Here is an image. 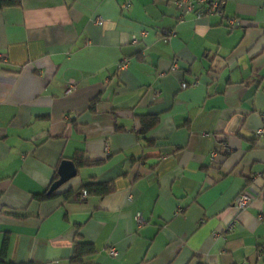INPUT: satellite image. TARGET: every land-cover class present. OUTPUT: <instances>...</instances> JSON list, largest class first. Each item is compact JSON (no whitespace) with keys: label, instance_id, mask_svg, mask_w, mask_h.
Returning <instances> with one entry per match:
<instances>
[{"label":"crops","instance_id":"0c3cea01","mask_svg":"<svg viewBox=\"0 0 264 264\" xmlns=\"http://www.w3.org/2000/svg\"><path fill=\"white\" fill-rule=\"evenodd\" d=\"M174 1L0 10L7 263L70 264L78 233L95 249L83 264H264V141L253 137L264 124V0H221L220 16L198 20H180ZM231 17L241 26L228 28ZM148 116L157 125L141 134ZM75 153L98 164L34 200ZM91 183L113 191L75 201ZM244 189L256 198L232 210Z\"/></svg>","mask_w":264,"mask_h":264},{"label":"built area","instance_id":"2783aa9c","mask_svg":"<svg viewBox=\"0 0 264 264\" xmlns=\"http://www.w3.org/2000/svg\"><path fill=\"white\" fill-rule=\"evenodd\" d=\"M174 7L180 13V20L184 17H192L195 20L212 17V16H220L222 12V1L221 0H175ZM226 25L228 28H237L241 26V20L231 17L226 19ZM169 35V34H167ZM147 38V33L145 31L140 32L137 36H132L131 42L133 44H138L143 42ZM4 56H0V62H4ZM123 65V64H121ZM119 64L118 67H121ZM186 84H181V89H186ZM262 120L264 123V115H262ZM253 137L257 140L264 141V124L263 126L257 130ZM225 148L221 150V154H225ZM215 153L211 154V159H214ZM87 197V193L84 190H81L76 196L75 201L83 202ZM256 195L250 189L242 190L237 197L235 198L231 209L237 212L245 211L252 204ZM136 223L138 225L142 224L141 217L138 215L135 218ZM258 220L264 224L263 218L259 216ZM234 222H231L227 229L231 230L233 228ZM107 255L109 257H114L116 255L115 250L113 248H109L107 250Z\"/></svg>","mask_w":264,"mask_h":264},{"label":"trees","instance_id":"16d2710c","mask_svg":"<svg viewBox=\"0 0 264 264\" xmlns=\"http://www.w3.org/2000/svg\"><path fill=\"white\" fill-rule=\"evenodd\" d=\"M20 5H21V0H0V10L4 8L19 7ZM95 101L96 100H93L91 102L89 110L93 109V105ZM157 121H158L157 117L155 116H151V117L148 116V117L141 118L140 120L141 128H140L139 133L145 134L146 132L150 131L157 125ZM71 162L74 164L76 169H79L82 167H90V166L98 164L97 162L87 163L85 161H82V157L80 153H75ZM56 180H57V176L55 175L51 185ZM82 190H84L87 193V196L95 195L99 197L107 196L113 191L111 186H108L105 184H93V183L83 186ZM53 194L54 192L48 193V190H47L42 195L34 196L33 199L37 201H42V200H45L51 197ZM64 197L69 198L70 196L64 194ZM72 246H73V250H72V257L69 261L70 264H83V259L85 257L91 256L95 253V249L93 245L90 243L82 242V239L78 233L75 235ZM5 252H6V240L3 241L2 246H1L0 264H11L5 261Z\"/></svg>","mask_w":264,"mask_h":264},{"label":"water","instance_id":"95a60500","mask_svg":"<svg viewBox=\"0 0 264 264\" xmlns=\"http://www.w3.org/2000/svg\"><path fill=\"white\" fill-rule=\"evenodd\" d=\"M77 169L74 164L65 160L60 163L57 169V180L49 187L48 193L57 191L61 186L66 184L71 179L75 178Z\"/></svg>","mask_w":264,"mask_h":264}]
</instances>
